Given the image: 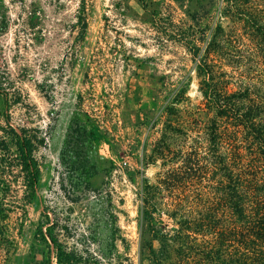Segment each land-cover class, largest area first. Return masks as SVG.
<instances>
[{"label":"rangeland","instance_id":"obj_1","mask_svg":"<svg viewBox=\"0 0 264 264\" xmlns=\"http://www.w3.org/2000/svg\"><path fill=\"white\" fill-rule=\"evenodd\" d=\"M244 5L264 19V0ZM240 11L228 0H0V189L12 208L0 261L55 264L35 236L45 204L79 264L227 256V124L217 118L214 141L199 63L223 89L264 91L262 39ZM13 129L35 140L34 188ZM144 184L157 231L143 215Z\"/></svg>","mask_w":264,"mask_h":264},{"label":"trees","instance_id":"obj_2","mask_svg":"<svg viewBox=\"0 0 264 264\" xmlns=\"http://www.w3.org/2000/svg\"><path fill=\"white\" fill-rule=\"evenodd\" d=\"M246 1L228 0V3L230 7L232 5L241 10L246 22H253L256 25L257 34L262 39L261 45L264 46V19L257 20L256 16L253 17L247 12L248 8L244 5ZM78 18L85 30L87 27L85 2L81 4ZM199 67L206 77V98L216 111L211 125V136L214 141H217L216 130L220 126L217 118L223 117L227 124L224 126L223 134H226L228 145L225 175L226 199L231 214L228 239L231 242L228 244L227 256L224 259L215 256L216 264H264V91L249 86L235 91L223 89L221 87L223 80L216 79L217 72L211 64L203 59ZM13 131V141L19 153L18 162L24 172L26 187L34 188L41 175L39 163L33 153L35 140L31 136L19 134L14 129ZM151 188L148 184L143 186L142 199L145 204L143 215L155 230V204ZM6 189L3 187L0 189V234L1 240L9 245L11 238L5 233L4 221L9 217L12 208L2 192ZM50 208L52 205L43 206L41 213L46 222L39 223L36 238L52 244L55 264H79L77 251L64 245L53 231L57 220L51 218ZM160 235L165 238L166 245H170L167 233ZM151 249L154 252L153 248ZM0 264H5V259L0 261Z\"/></svg>","mask_w":264,"mask_h":264}]
</instances>
